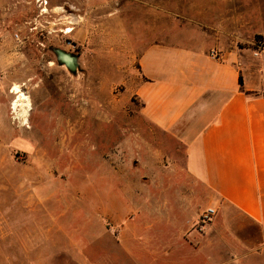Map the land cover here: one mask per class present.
<instances>
[{"label": "rangeland", "instance_id": "obj_1", "mask_svg": "<svg viewBox=\"0 0 264 264\" xmlns=\"http://www.w3.org/2000/svg\"><path fill=\"white\" fill-rule=\"evenodd\" d=\"M160 1L168 3L163 21L172 41L197 46L218 38L264 57L253 54L255 37H264V0H0V264H74L70 256H85L80 264H139L145 231L132 241L131 258L113 244V221L96 214L144 209L153 191L194 197L185 219L197 216V229L206 191L189 195L191 183H161L183 174L182 151L141 116L130 94L137 73L130 50L139 52L141 41L120 39L121 32L131 39L150 32L151 6ZM51 48L79 55L76 76ZM15 84L31 100L28 126L12 119ZM170 154L173 170L161 166ZM70 238L84 246L69 247ZM233 252L228 264H264V250L245 262L241 249Z\"/></svg>", "mask_w": 264, "mask_h": 264}, {"label": "crops", "instance_id": "obj_2", "mask_svg": "<svg viewBox=\"0 0 264 264\" xmlns=\"http://www.w3.org/2000/svg\"><path fill=\"white\" fill-rule=\"evenodd\" d=\"M167 4L151 6L150 12L157 13L144 37L131 39L120 33L125 42L141 41L139 52L130 50L137 61L130 94L140 103L143 119L182 151L183 174L177 179L161 177V183H191L195 187L189 195H195L196 187L204 189L200 208H214L217 217L202 231L195 229L197 216L185 219L194 198L186 191L167 195L153 191L140 211L129 206L96 215L113 221V244L131 258L136 257L130 250L132 241L140 228L145 231L139 264H228L233 262L234 247L245 253L241 257L245 262L248 254L264 250V94L260 93L264 57L253 59L242 49L226 48L218 38L202 39L197 46L172 41L163 21L169 15ZM157 162L152 160V176L159 168ZM175 162L170 154L161 166L173 170ZM139 212H144V220L138 218L143 215ZM106 231L103 226L101 233ZM78 243L69 239L71 248L84 242ZM17 244L25 248V238ZM218 247L224 248L221 259L215 252ZM84 257L70 256L69 262L80 264Z\"/></svg>", "mask_w": 264, "mask_h": 264}, {"label": "bare ground", "instance_id": "obj_3", "mask_svg": "<svg viewBox=\"0 0 264 264\" xmlns=\"http://www.w3.org/2000/svg\"><path fill=\"white\" fill-rule=\"evenodd\" d=\"M21 88L22 86L18 84L13 86L11 93L14 95V99L11 101L10 107L14 114V120L21 125H27L29 123V112L32 109V104L29 96Z\"/></svg>", "mask_w": 264, "mask_h": 264}, {"label": "water", "instance_id": "obj_4", "mask_svg": "<svg viewBox=\"0 0 264 264\" xmlns=\"http://www.w3.org/2000/svg\"><path fill=\"white\" fill-rule=\"evenodd\" d=\"M52 50L55 53L57 64L64 66L70 74L76 76L79 71V55L59 48H52Z\"/></svg>", "mask_w": 264, "mask_h": 264}, {"label": "built area", "instance_id": "obj_5", "mask_svg": "<svg viewBox=\"0 0 264 264\" xmlns=\"http://www.w3.org/2000/svg\"><path fill=\"white\" fill-rule=\"evenodd\" d=\"M43 11V10H42ZM254 51L255 56H259L261 53H264V38L257 41L254 40ZM214 55V53H213ZM1 76V75H0ZM216 210L212 207L206 208L200 215L197 222V230L202 231L215 217Z\"/></svg>", "mask_w": 264, "mask_h": 264}, {"label": "flooded vegetation", "instance_id": "obj_6", "mask_svg": "<svg viewBox=\"0 0 264 264\" xmlns=\"http://www.w3.org/2000/svg\"><path fill=\"white\" fill-rule=\"evenodd\" d=\"M69 42H67V44H68ZM61 50H63V49H61ZM51 51H52V53L54 54V56H55V53L53 52V50H52V48H51ZM67 52H69V51H67ZM69 53H73V54H75L76 52H69ZM55 58H56V56H55Z\"/></svg>", "mask_w": 264, "mask_h": 264}, {"label": "trees", "instance_id": "obj_7", "mask_svg": "<svg viewBox=\"0 0 264 264\" xmlns=\"http://www.w3.org/2000/svg\"><path fill=\"white\" fill-rule=\"evenodd\" d=\"M262 38H264V37L257 36V37H255V41H257V40H259V39H262ZM240 84H241V81H240Z\"/></svg>", "mask_w": 264, "mask_h": 264}]
</instances>
